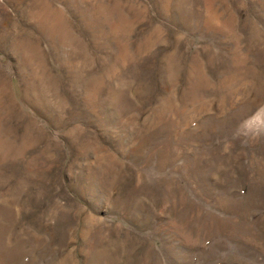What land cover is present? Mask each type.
Segmentation results:
<instances>
[{
	"label": "rangeland",
	"instance_id": "1",
	"mask_svg": "<svg viewBox=\"0 0 264 264\" xmlns=\"http://www.w3.org/2000/svg\"><path fill=\"white\" fill-rule=\"evenodd\" d=\"M0 264H264V0H0Z\"/></svg>",
	"mask_w": 264,
	"mask_h": 264
}]
</instances>
